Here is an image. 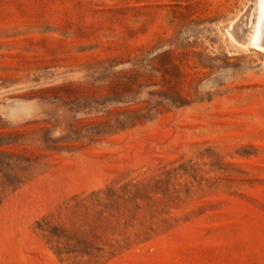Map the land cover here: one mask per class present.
I'll return each mask as SVG.
<instances>
[{
	"label": "rangeland",
	"instance_id": "rangeland-1",
	"mask_svg": "<svg viewBox=\"0 0 264 264\" xmlns=\"http://www.w3.org/2000/svg\"><path fill=\"white\" fill-rule=\"evenodd\" d=\"M259 28L261 0H0V264H264Z\"/></svg>",
	"mask_w": 264,
	"mask_h": 264
},
{
	"label": "bare ground",
	"instance_id": "bare-ground-1",
	"mask_svg": "<svg viewBox=\"0 0 264 264\" xmlns=\"http://www.w3.org/2000/svg\"><path fill=\"white\" fill-rule=\"evenodd\" d=\"M261 13H264V0H261ZM264 33V28H259L256 35L253 38V42L257 45H262L264 47V42L262 36Z\"/></svg>",
	"mask_w": 264,
	"mask_h": 264
}]
</instances>
